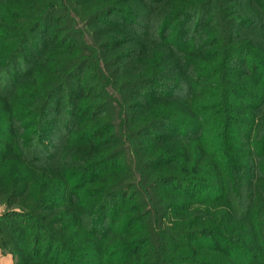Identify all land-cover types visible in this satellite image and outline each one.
<instances>
[{
	"label": "trees",
	"instance_id": "16d2710c",
	"mask_svg": "<svg viewBox=\"0 0 264 264\" xmlns=\"http://www.w3.org/2000/svg\"><path fill=\"white\" fill-rule=\"evenodd\" d=\"M0 206L15 264H264V0H0Z\"/></svg>",
	"mask_w": 264,
	"mask_h": 264
},
{
	"label": "rangeland",
	"instance_id": "374dc122",
	"mask_svg": "<svg viewBox=\"0 0 264 264\" xmlns=\"http://www.w3.org/2000/svg\"><path fill=\"white\" fill-rule=\"evenodd\" d=\"M54 16H57V14L55 13ZM73 16L77 17V14L74 12V13H72V17H73ZM77 19H78V21H79V23H80V27L83 28L84 31H86L85 36H86L88 42L92 44V42H94V40H93V36H94V35L92 34V31L86 29V28H85V24H82V23H81V20H79L78 17H77ZM13 24H15V22H13ZM39 32H40V31H39ZM34 36H35V38H34V39H35V42H37L39 39L41 40V37H42V36H41L40 33H39V34H38V33H37V34H34ZM148 205L150 206V204H148ZM4 211H5V208L0 206V214H2ZM107 224H108V221H107V223H106V225H105V229L107 228Z\"/></svg>",
	"mask_w": 264,
	"mask_h": 264
},
{
	"label": "crops",
	"instance_id": "0c3cea01",
	"mask_svg": "<svg viewBox=\"0 0 264 264\" xmlns=\"http://www.w3.org/2000/svg\"><path fill=\"white\" fill-rule=\"evenodd\" d=\"M0 264H15L11 255H4L0 247Z\"/></svg>",
	"mask_w": 264,
	"mask_h": 264
}]
</instances>
